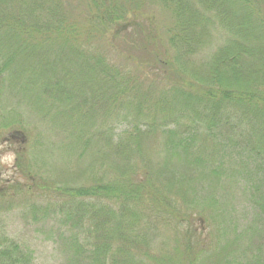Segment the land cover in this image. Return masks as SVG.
Segmentation results:
<instances>
[{
    "label": "trees",
    "instance_id": "trees-1",
    "mask_svg": "<svg viewBox=\"0 0 264 264\" xmlns=\"http://www.w3.org/2000/svg\"><path fill=\"white\" fill-rule=\"evenodd\" d=\"M0 98L54 131L74 119L87 154L109 156L111 179L56 189L48 208L69 264H231L207 257L227 229L194 211L224 179L264 227V0H0ZM21 247L0 229V264H33Z\"/></svg>",
    "mask_w": 264,
    "mask_h": 264
},
{
    "label": "rangeland",
    "instance_id": "rangeland-1",
    "mask_svg": "<svg viewBox=\"0 0 264 264\" xmlns=\"http://www.w3.org/2000/svg\"><path fill=\"white\" fill-rule=\"evenodd\" d=\"M71 122L73 126L67 122L62 131H54L56 127L53 129L50 120L38 119L25 107L12 102L8 104L0 98V157L9 153L15 156L11 166L0 162V229L8 238L19 243L24 252L32 253L33 264H69L66 258L69 255L58 237L59 226L53 219V212L48 209L57 198L56 189L90 186L100 178L103 181L112 177L111 174L105 175L110 170L109 156H101L99 146L89 156L84 143L79 140L74 119ZM4 123L9 125L8 128L3 127ZM89 123L90 119H85L80 129L87 128ZM114 123L109 119L107 126L112 129ZM124 126L120 123L119 128ZM244 126L242 130L246 129ZM226 137L222 134L215 139H222L223 143ZM202 142H206L207 147V140H199L196 142L198 149L203 148ZM150 144L153 148L148 151V157L151 156L153 163L161 162L162 155H158L157 143L153 139ZM227 150L230 154V150ZM108 151L110 153V147L103 148L102 154ZM96 155L98 158H95ZM230 158V155L224 158V168H227ZM93 160L96 162L94 168L88 166ZM245 192L243 181L231 184L230 180L224 179L217 190L208 189L204 197L198 198L199 202L213 203V208L205 207L207 211L203 214L199 207H195L194 211L208 219L213 229L224 230L219 231L218 235L223 233L225 236L227 229L225 239L217 238L220 240L211 245L212 252L208 251L207 257L211 256L213 249L223 251L225 248L223 255L231 264H255L257 256H262L264 261V239L257 234L258 230H264L257 222L260 212L252 195ZM172 198L183 203L177 195ZM183 198L189 199L184 200L185 203H194L190 191ZM218 243L222 246L219 247ZM260 249H263L261 254L258 252Z\"/></svg>",
    "mask_w": 264,
    "mask_h": 264
},
{
    "label": "clouds",
    "instance_id": "clouds-1",
    "mask_svg": "<svg viewBox=\"0 0 264 264\" xmlns=\"http://www.w3.org/2000/svg\"><path fill=\"white\" fill-rule=\"evenodd\" d=\"M15 160L14 154H7L4 157H0V162L6 163L11 166L12 162Z\"/></svg>",
    "mask_w": 264,
    "mask_h": 264
}]
</instances>
